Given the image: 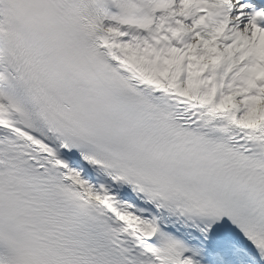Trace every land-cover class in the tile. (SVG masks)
<instances>
[{
  "label": "snow or ice",
  "instance_id": "6c2138e0",
  "mask_svg": "<svg viewBox=\"0 0 264 264\" xmlns=\"http://www.w3.org/2000/svg\"><path fill=\"white\" fill-rule=\"evenodd\" d=\"M0 264H264V0H0Z\"/></svg>",
  "mask_w": 264,
  "mask_h": 264
}]
</instances>
